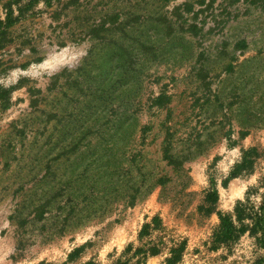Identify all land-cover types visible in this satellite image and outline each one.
<instances>
[{
	"label": "rangeland",
	"instance_id": "obj_1",
	"mask_svg": "<svg viewBox=\"0 0 264 264\" xmlns=\"http://www.w3.org/2000/svg\"><path fill=\"white\" fill-rule=\"evenodd\" d=\"M247 192L264 0H0V264H264L212 243Z\"/></svg>",
	"mask_w": 264,
	"mask_h": 264
},
{
	"label": "trees",
	"instance_id": "obj_2",
	"mask_svg": "<svg viewBox=\"0 0 264 264\" xmlns=\"http://www.w3.org/2000/svg\"><path fill=\"white\" fill-rule=\"evenodd\" d=\"M220 222L212 234L214 245L232 246L244 234L253 237L260 248L264 249V201L259 206H254L249 202L248 192L244 200H238L232 213L219 215ZM159 224L158 219L153 218L151 222H145L139 232V236L148 235L151 230ZM131 245L127 246L129 249ZM158 252L155 246L148 249H139L135 264L141 263L148 254L153 255ZM179 259V253L171 250V256L165 258V264H175ZM86 264H100L88 261Z\"/></svg>",
	"mask_w": 264,
	"mask_h": 264
}]
</instances>
